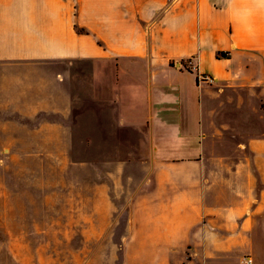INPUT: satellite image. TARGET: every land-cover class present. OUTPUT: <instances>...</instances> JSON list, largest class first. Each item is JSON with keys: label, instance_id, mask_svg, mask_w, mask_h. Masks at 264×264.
I'll use <instances>...</instances> for the list:
<instances>
[{"label": "crops", "instance_id": "0c3cea01", "mask_svg": "<svg viewBox=\"0 0 264 264\" xmlns=\"http://www.w3.org/2000/svg\"><path fill=\"white\" fill-rule=\"evenodd\" d=\"M186 91L192 120L165 117ZM72 117L101 156L151 159L138 264H264V0H0V163L67 152ZM198 126L209 164L160 149Z\"/></svg>", "mask_w": 264, "mask_h": 264}, {"label": "rangeland", "instance_id": "374dc122", "mask_svg": "<svg viewBox=\"0 0 264 264\" xmlns=\"http://www.w3.org/2000/svg\"><path fill=\"white\" fill-rule=\"evenodd\" d=\"M189 96V91L183 93L182 105L168 97L170 107L164 116L192 120ZM75 123L76 118L68 120L67 152L64 144L61 152L60 144L56 149L53 143L52 152H46L51 156H45L39 148L43 143H36L34 154H10L0 163V262L139 263L140 255L124 253L123 242L132 230L133 201L146 189L149 177L140 171L151 164V159L101 156L93 150L94 143L77 141ZM207 143L198 126L193 139L180 136L160 142V149L166 154L202 153L209 164L210 154L203 151L208 150ZM28 145L30 152L33 144ZM138 145L135 148L140 150ZM96 146L100 149L102 143ZM115 146L123 147L124 142ZM143 146L148 152L153 148Z\"/></svg>", "mask_w": 264, "mask_h": 264}, {"label": "built area", "instance_id": "2783aa9c", "mask_svg": "<svg viewBox=\"0 0 264 264\" xmlns=\"http://www.w3.org/2000/svg\"><path fill=\"white\" fill-rule=\"evenodd\" d=\"M201 77H202L204 80H207V81H209V82L214 81V78H213L212 76H210V75H202ZM243 261H244L246 264H252V259H251L250 257H245V258L243 259Z\"/></svg>", "mask_w": 264, "mask_h": 264}, {"label": "trees", "instance_id": "16d2710c", "mask_svg": "<svg viewBox=\"0 0 264 264\" xmlns=\"http://www.w3.org/2000/svg\"><path fill=\"white\" fill-rule=\"evenodd\" d=\"M218 55H220V56H225V55H226V52H221V51H220V52L218 53Z\"/></svg>", "mask_w": 264, "mask_h": 264}]
</instances>
